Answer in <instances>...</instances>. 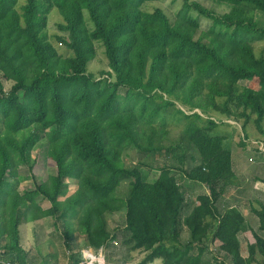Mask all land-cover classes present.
Instances as JSON below:
<instances>
[{
    "label": "trees",
    "instance_id": "obj_1",
    "mask_svg": "<svg viewBox=\"0 0 264 264\" xmlns=\"http://www.w3.org/2000/svg\"><path fill=\"white\" fill-rule=\"evenodd\" d=\"M161 1L0 0V259L28 264L19 227L50 217L65 239L67 264H78L82 249H104L106 263L120 231L132 251L145 253L137 264L156 258L161 264H264V202L251 206L256 229L238 206L223 205L237 178L227 135L210 115L240 122L244 138L253 121L264 139V56L252 45L264 38L254 20L264 0H181L175 15ZM207 2L228 11L218 15ZM52 10L59 17L53 38L69 56L46 36ZM198 16L211 20L207 29ZM95 42L104 46L109 68L99 78L87 69ZM3 81L12 82L8 91ZM164 95L199 110L177 109L183 134L168 146L155 138L154 125L141 122L150 108L174 105ZM135 104L142 105L141 115ZM42 142L53 171L21 194L12 176L22 165L31 168V151ZM128 147L144 158L164 156L153 180L143 173L151 164L124 161ZM190 150L198 159L188 162ZM122 176L129 182L124 197L117 195ZM184 180L206 192L189 201ZM71 183L76 188L65 196ZM43 202L48 206L40 209ZM117 212L122 223L111 224ZM248 230L254 241L242 258L238 234ZM210 252L212 262L205 259Z\"/></svg>",
    "mask_w": 264,
    "mask_h": 264
},
{
    "label": "rangeland",
    "instance_id": "obj_2",
    "mask_svg": "<svg viewBox=\"0 0 264 264\" xmlns=\"http://www.w3.org/2000/svg\"><path fill=\"white\" fill-rule=\"evenodd\" d=\"M203 2V0H197ZM158 5L164 7L175 15L177 10L181 7V0H162ZM205 5L212 9L216 14L221 15L228 11L226 5H215L209 2ZM85 20L89 28H92V24L87 17L85 12ZM192 15H196V12H191ZM254 20L257 22L259 27L264 28V12L256 11ZM59 21V17L55 10H52L48 14L47 25L45 28L46 36L54 44L57 52L62 56L71 55L70 50L66 49L60 43L56 42L53 38V35L57 33L56 22ZM198 21L202 29H207L211 20L198 16ZM253 40V39H252ZM254 53L256 56H264V38L255 39L252 41ZM95 58L88 64V71L92 72L96 78H99V73L102 70H108V61L105 56L104 46L100 42H95ZM249 80L244 79L243 83L248 82ZM12 85L11 81H3L4 91H8ZM124 96V91H120V101H122ZM164 98L170 99L173 101L174 105L167 107L166 110L159 109L154 111L150 107V116L146 118L144 115H141L143 112L142 105L136 106L137 115H141V122L146 123L150 122L155 126V138L160 140L165 146L170 144H175L176 139L183 134L185 120L182 115L177 112V109H180L185 114H190L194 111L199 112L197 109H191L189 106L184 104L178 98L174 96H166ZM156 101H159L157 99ZM130 103V102H129ZM132 103V101H131ZM213 117L217 120V130L225 133L227 139L225 140V146L229 147L231 150L232 156V168L233 164L243 165L241 171H244L242 176H238L240 183L238 187L232 186L233 193L231 194L230 199H226V204H231L238 206L241 212L243 213L245 219L248 221V224L252 229L258 227V218L254 212L251 211V206L259 207L260 202H264V186L263 184L256 183L257 180L264 182V151H261L258 147V143L264 145L263 135L260 133V130L255 126L254 122L251 121L246 126V138H244L242 133V127L240 122L233 120L225 119L224 117L217 116L215 113L211 112ZM2 120L0 119V129H2ZM143 124V125H144ZM167 135L165 137L164 135ZM242 139L244 140V145H240ZM46 144L42 142L41 144L36 145L31 151L30 163L32 164L31 168L29 166H20L17 170V174L12 176L13 187L21 194L25 190L33 189L35 182H43L47 179L48 175L53 171V167L50 163V160L47 156ZM250 150V151H249ZM180 152L175 154V157L180 161ZM122 156L124 161L127 164L133 165L136 164L140 159L146 161V163L151 164V170L148 172H143L146 180L151 181L155 176L158 175L157 166H160L161 161L164 159V156L161 153L157 152L153 157H141L138 154L137 150L132 147L124 149ZM198 159L197 152L190 150L187 152L186 157L187 161L190 160V157ZM249 157H252L253 160H248ZM250 163H249V162ZM189 162V161H188ZM192 164V163H191ZM245 165V166H244ZM248 165V167H246ZM234 170V169H233ZM241 173V172H240ZM257 180H256V178ZM74 182L73 180H70ZM185 192L189 197V201H194L199 194L205 193L206 188L196 182H189L184 180ZM261 185V186H260ZM76 188V184H70L68 191L65 196L69 195ZM129 190V182L126 177H121L120 184L117 188V195L124 197ZM231 192V191H230ZM39 208H45L48 205L46 202L40 203ZM123 213L117 212L115 216L112 217L114 222L111 224L120 225L122 223ZM6 217V216H4ZM2 216V218H4ZM72 224L74 234L78 235L77 229V216H74L72 219ZM111 225H109L110 227ZM20 244L23 247L26 253V262L28 264H67V259L63 255L65 247V239L62 237L61 230L55 228L54 223L50 217H43L33 222L22 223L20 225ZM111 228V227H110ZM238 239L240 242V251L242 258L247 256V244L254 241L251 232L248 230L245 233H239ZM116 243L113 244L106 252L105 264H137L144 256L145 253L142 251H132L129 248L128 243V234L126 232H118L117 238L115 239ZM84 241L83 237L79 235V242ZM216 248L211 247V252H215ZM83 250V249H82ZM85 250V249H84ZM211 252L207 253L205 259L208 262L211 260ZM221 255V254H220ZM220 260V259H219ZM147 264H161V260L156 258L152 262Z\"/></svg>",
    "mask_w": 264,
    "mask_h": 264
},
{
    "label": "built area",
    "instance_id": "obj_3",
    "mask_svg": "<svg viewBox=\"0 0 264 264\" xmlns=\"http://www.w3.org/2000/svg\"><path fill=\"white\" fill-rule=\"evenodd\" d=\"M258 147L261 151H264V145L262 143H258ZM116 241H113V244H115ZM104 249H100L97 251V253H93L88 251L87 249L82 250L81 259L78 264H93L94 262H98V264H105V259L103 256ZM0 262H3L5 264H9L8 261H4L0 259Z\"/></svg>",
    "mask_w": 264,
    "mask_h": 264
},
{
    "label": "crops",
    "instance_id": "obj_4",
    "mask_svg": "<svg viewBox=\"0 0 264 264\" xmlns=\"http://www.w3.org/2000/svg\"><path fill=\"white\" fill-rule=\"evenodd\" d=\"M250 151V150H249ZM248 160H253V158L252 157H249L248 158ZM249 162V161H248ZM250 163V162H249ZM245 166V165H244ZM246 167H248V165L246 166ZM243 168V165H240V164H236V163H234L233 164V172H234V174L236 175V178H237V182H236V185H235V187H238V184L240 183V181H239V179H238V176L240 175V176H242L241 174H244V171H241V169ZM241 172V173H240ZM239 174V175H238ZM256 178V177H255ZM256 180H257V178H256ZM256 183H260V184H263V186H264V182H262V181H260V180H257V182ZM261 186V185H260ZM232 187V186H231ZM229 188L228 190H227V192L225 193V195L223 196V205H228V204H226L227 203V201H226V199H230V201H231V199H232V197H231V194L233 193V189L232 188ZM231 191V192H230ZM187 198H189L188 196H187ZM229 206H231V204H229Z\"/></svg>",
    "mask_w": 264,
    "mask_h": 264
}]
</instances>
